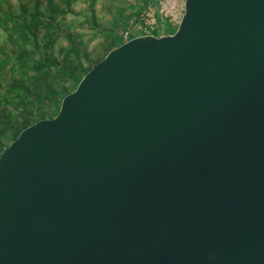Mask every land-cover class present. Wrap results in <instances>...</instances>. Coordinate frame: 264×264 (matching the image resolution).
Wrapping results in <instances>:
<instances>
[{"label": "water", "instance_id": "95a60500", "mask_svg": "<svg viewBox=\"0 0 264 264\" xmlns=\"http://www.w3.org/2000/svg\"><path fill=\"white\" fill-rule=\"evenodd\" d=\"M0 264H264V0H184L25 127Z\"/></svg>", "mask_w": 264, "mask_h": 264}, {"label": "rangeland", "instance_id": "374dc122", "mask_svg": "<svg viewBox=\"0 0 264 264\" xmlns=\"http://www.w3.org/2000/svg\"><path fill=\"white\" fill-rule=\"evenodd\" d=\"M49 3L59 4L60 12L54 19L50 17L47 20L45 9ZM183 3L184 0H0V7L10 10L21 20L24 18L26 21H30L34 10H37L39 15L41 13L37 33V40L41 45L40 51L49 52L53 58L66 65L71 71L74 65L81 64L74 68V77L79 78L83 76L84 70L90 69L107 54L109 39H117L118 44L122 42L120 34L126 35L128 32V35L138 36L143 29L147 11H153L157 21L163 23L164 27H168L169 18L180 10ZM51 15L53 17V14ZM168 30L170 33L175 31ZM12 48L11 40L6 38L0 28V55H8ZM35 53L31 52L28 57L25 54L26 56L19 60L37 61L38 52ZM2 57L0 56V63H2ZM13 59L17 62L16 58L13 57ZM7 70V66L0 69V82L8 77ZM43 71L45 69L41 70ZM13 73L17 78H23L26 75V71L20 66H16ZM60 82L66 83L63 77ZM68 86L70 84L66 85ZM76 86V82L72 81L71 89ZM3 92L0 89V105L2 106L5 105ZM58 105L59 102L51 104L47 114L49 118L58 113ZM9 110L11 119L13 118L11 125L18 130L21 124H18V120L21 117H18L12 107ZM35 113L36 115L32 118L33 123L40 120L39 118L45 115L46 111L41 114L36 110ZM29 123L32 124L30 121L23 120L21 126Z\"/></svg>", "mask_w": 264, "mask_h": 264}, {"label": "trees", "instance_id": "16d2710c", "mask_svg": "<svg viewBox=\"0 0 264 264\" xmlns=\"http://www.w3.org/2000/svg\"><path fill=\"white\" fill-rule=\"evenodd\" d=\"M45 11L47 12L45 16L47 20H49L48 18L50 17L54 19L55 16L59 15L60 6L59 4L49 3ZM50 13L53 14V17ZM40 17L41 13L39 15L38 11L34 10L30 21H26L24 18L21 20L19 16H16L10 10H4L0 7V28L6 35V38L11 40L13 45L8 55H0L1 57L3 56V64L0 63V69L6 66L8 67V77L0 82V89L3 90V94H5V96H3L5 105H0V154L25 127L31 124L29 123L22 127L23 120L33 123L32 118L36 115V110L40 111L41 114L46 111L45 115H41L39 119L48 117L47 114L50 110V106L54 102H59L58 107L60 108L62 98L76 88L73 87V89H71L72 81L78 84L81 78L93 67L84 70L82 77L75 78L74 68L81 64L77 63L74 65L71 71L66 65L53 58L49 52L42 53L40 51L41 45L37 40V33L41 20ZM94 24L98 26L95 22ZM120 35L122 39L121 43L117 44V39L115 38L108 40V52L127 39L135 36L128 35L125 39L123 34ZM29 46L31 48H29ZM31 52H38L39 58L37 61H32V59L29 62H26L24 59L20 61L25 54L27 55L25 56L28 57ZM12 55L17 59V62H15ZM16 66H20L21 69L24 68V71H26L25 77L22 76L23 78H17L13 73V69ZM42 69H45V71L41 72ZM62 77L66 83L60 82ZM68 84H70V86L66 87ZM10 107L17 112L18 117H21V119L18 120V124L21 123V127H17L18 130L11 125L13 118L11 119Z\"/></svg>", "mask_w": 264, "mask_h": 264}, {"label": "built area", "instance_id": "2783aa9c", "mask_svg": "<svg viewBox=\"0 0 264 264\" xmlns=\"http://www.w3.org/2000/svg\"><path fill=\"white\" fill-rule=\"evenodd\" d=\"M184 14V3L182 4L180 10L169 18V25L168 27H164L163 23L158 22L157 19L154 17L153 11L146 12L145 23L143 29H141L139 35H164L169 34V30H176L177 26L179 25L182 16ZM167 15V14H166ZM168 30V32H167ZM136 36V35H135ZM125 39L128 37V32L124 35Z\"/></svg>", "mask_w": 264, "mask_h": 264}]
</instances>
